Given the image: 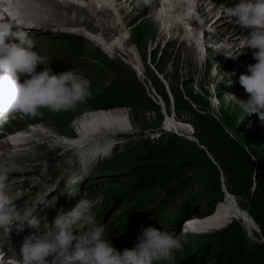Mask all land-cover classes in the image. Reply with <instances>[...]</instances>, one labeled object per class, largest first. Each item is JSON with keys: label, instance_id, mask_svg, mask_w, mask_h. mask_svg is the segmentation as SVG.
<instances>
[{"label": "rangeland", "instance_id": "obj_1", "mask_svg": "<svg viewBox=\"0 0 264 264\" xmlns=\"http://www.w3.org/2000/svg\"><path fill=\"white\" fill-rule=\"evenodd\" d=\"M69 2L79 3L92 16L94 26L104 19L98 11L108 8L106 23L110 21L115 28L104 39L102 31L83 24L64 25L55 17L54 21H60L69 30L67 33L78 35L83 40L82 44L72 46L69 61H64L68 70L89 79L87 63L95 64L91 76L95 80L91 83L92 96L67 112L53 113L42 108L36 117L9 115L0 123L7 125L6 131L0 127V138L24 128H41L50 133L62 130V135L76 138V128L72 123L83 112L99 108L104 103L123 105L129 110L127 117L135 124L134 127L139 128L122 135L125 144L97 153L94 162L84 166L78 158L83 155L80 154L72 158L68 168L54 171L42 185L51 189L49 200L68 197L64 180L71 172L80 173L84 178L75 190L85 186H99L104 192L109 190L113 205H117L108 215L121 217L125 225L120 228V233L139 236L143 228L152 226L180 237L183 250L174 254L173 261L163 264H239V256L257 257L255 246L264 242V235L256 220L247 213L245 195L239 190L238 193L231 192L237 203L228 188L232 186L237 191L249 184L251 192L256 184L255 190H264V120L258 114H244L239 106V100L246 101L248 94L242 92L240 84L238 88H234V84L239 83L241 74H248V69L242 68L244 57L240 62L227 63L229 56L226 54L231 52L228 51L230 34L209 33L206 36L208 48L202 51L195 49L194 43H187L180 26L173 28L175 34L172 39V33L162 34L165 14H162L161 0H154L152 7L138 6L137 0H108L103 5L95 0H21L25 10L43 9L46 13L51 12L52 17V9ZM222 3L220 0V9L217 7L218 10L214 11L212 21L203 24H212L222 17ZM70 15L75 18L73 9ZM145 19H150V23ZM221 20L220 25L224 24V19ZM229 25L237 29L227 20L226 26ZM124 34H127L125 38H131L127 46L143 51L150 74H146L142 66H135L124 53L118 52L120 61L131 67L123 65L118 68L113 61V51L116 52L113 45L116 43L107 39L117 40ZM93 39H98L103 49L111 50L108 62L99 54L101 50L96 48ZM241 41L238 38L236 42ZM223 44L222 56L215 51L218 48L211 49V45L221 49ZM235 47L241 48V43ZM125 48L120 47L122 52ZM186 51L190 53L188 59L185 58ZM223 61L222 66L230 64L235 76L230 77L229 73L223 72L217 74L218 65ZM210 66L214 67L215 73L211 72ZM112 78L115 79L113 88L108 87ZM172 123L185 124L191 135L183 131L181 134L169 132ZM173 128L178 130L176 125ZM244 151L254 163L250 172L242 158L237 163L233 160L232 154ZM50 156L53 155L47 154L41 160L46 162ZM37 167L39 169L23 175L26 182L41 178V164ZM226 198L238 205L251 222L253 218L258 230L254 228L250 232L243 219L228 207Z\"/></svg>", "mask_w": 264, "mask_h": 264}, {"label": "clouds", "instance_id": "obj_2", "mask_svg": "<svg viewBox=\"0 0 264 264\" xmlns=\"http://www.w3.org/2000/svg\"><path fill=\"white\" fill-rule=\"evenodd\" d=\"M8 3L0 0V9ZM137 5L152 7L154 0H137ZM223 14L229 23L248 30L241 48L251 49L256 61L247 65L248 74L239 77L248 94L239 106L244 114H258L264 120V0L223 5ZM30 27L24 18L0 11V122L12 114L36 117L42 108L53 113L71 111L92 96L88 78L71 69L55 73L47 66L45 57L34 50L26 30ZM40 64L46 66L37 71ZM83 178L80 173L68 174L64 181L69 196L75 197V186ZM24 195L13 191L0 175V227L32 229L22 242L17 264H163L183 250L180 237L152 226L143 228L134 247L117 250L105 237V228L96 223L92 209L98 201L81 198L49 222L33 215L34 209L18 208L16 202Z\"/></svg>", "mask_w": 264, "mask_h": 264}, {"label": "bare ground", "instance_id": "obj_3", "mask_svg": "<svg viewBox=\"0 0 264 264\" xmlns=\"http://www.w3.org/2000/svg\"><path fill=\"white\" fill-rule=\"evenodd\" d=\"M95 1L97 2V4H102L104 3V1H108V0H95ZM228 1L229 0H223L222 4H225L226 6ZM219 2L220 0H195V3L192 6L188 7L181 5L178 6L177 0H162L161 1L162 4L160 7L163 10L162 14L163 13L165 14L163 18L165 30L162 32V34L168 32L170 34L172 33L173 34L172 39H173L175 34L174 32L175 29L173 28H175V26H180L182 28V35L183 37L186 38L187 43L188 41L194 43L195 49H197V44L198 46L203 45L200 51L207 49L208 46L206 44V40H207L206 38L200 43L195 44L194 35L191 32L192 24H195V22L197 21H201L202 23H205L207 21L208 22L212 21L211 17L212 15H214V11L216 12L218 10L217 7L219 8ZM8 4L13 6V10L15 12L22 11V9H25V6L22 5L21 0H15V2H13V0H9ZM76 4H74V2L73 3L69 2L68 4L65 5H58L56 9H52L54 10L52 11L54 19L50 15L51 12L46 13L45 11L46 16L48 14L52 19V22H50L49 26L54 27V29L61 28L60 21L58 20L54 21L56 20L55 17H57L62 22H64V25L83 24L85 26L87 25L91 27L93 30L97 29L99 31H102L103 34L105 35L104 39H106L109 31L112 32V30H115L114 25H111L109 23L110 21L106 23V19L109 14L108 8L104 10L101 9L98 11L101 15L104 16V19L103 20L100 19L98 25L94 26V24L91 21L92 16L88 14L83 8H81L79 3L77 5ZM72 9L73 12L76 13L75 18H73L70 15ZM195 11L200 13V17L197 20H194L191 14L192 12ZM84 15H86V17L83 18L82 20L81 18ZM218 18L219 19H217L214 23L209 24V29L205 31V35H207L209 31H210L209 33H215L217 35H220L222 32L223 33L228 32L230 34V43L228 46V51H231L233 56L228 58L227 63L230 61L231 63L240 62L244 57L245 60L243 61L242 68L247 69L248 64H252L255 62L252 56V50L249 48L237 49L235 45L241 43V42L237 43L236 42L237 39L241 38L243 40V37L248 34V30L242 29L239 25H236V28L238 30L234 28L232 29L233 25L232 26L229 25V27H227L226 26L227 18L224 16V14L222 15L221 18L220 17ZM221 19H224L223 21L224 24L222 25H220L222 21ZM144 21L146 23H150V19H145ZM229 29L230 31H228ZM124 35L125 36L123 35L120 36V38L117 40L112 37L111 38L109 37L107 39L108 42L113 40L116 43L115 45H113L114 49L116 50V52L113 51V54L115 55V59L113 61H116L115 64L117 65L118 68L123 66L124 62L120 61L118 52H121L122 54L124 53V55L129 56L128 58L131 59V61L135 64V66L137 67L142 66L145 69L146 74H150L149 73L150 71L147 68V64L143 59V51H141L137 47H133L132 45L127 46V43L130 42L129 40L131 38L130 37L125 38L127 34ZM101 41L102 38L100 39V42ZM88 42L89 44H93L92 41H88ZM93 42H95L96 48L101 50V53L99 54L103 56V60L108 62L107 57L108 54L111 53V50L108 48L103 49L102 47H100L101 44L98 41V39H93ZM224 44L221 46V49H219V47L216 46L211 49L215 50L216 48H218L215 51H217L219 55L222 56L225 49L223 48ZM120 47L122 48L126 47L125 51L122 52ZM211 47L213 46L211 45ZM186 50H188V48H186ZM189 56L190 53L186 51L185 58L188 59ZM113 61L111 62L113 63ZM227 63L224 66H222L224 63H220L221 65L220 64L218 65L217 74H219V72L221 73L223 72V73H229L228 76L230 77L235 76L234 72H232L231 65ZM94 65L90 64V62L88 61L86 66L90 75L89 78L90 85H92L91 83L95 81L94 79L91 78V76L94 74L95 71ZM124 66L129 67L130 65L125 63ZM157 76H159V73H157ZM114 82L115 79L112 78V82H110V86L108 87L113 88ZM239 84L240 83L234 84L235 85L234 88H238ZM106 88L107 87H105V89ZM169 89L171 90V87H169ZM242 92H245L244 88L242 89ZM116 104L117 103H104L101 107L92 110H87L83 112L80 116L76 117L72 123V126L76 128V135H77L75 136L76 138H71L65 134L62 135L61 134L62 130H58L57 132L50 133V132H46L41 128H31L28 130L24 128L19 132H15V134L6 133L7 136L4 135L0 138V165L2 166H9L13 164L21 165L22 166L21 170H12L10 173L11 174L10 178L16 180L17 188L22 189L26 186H29L30 188L36 187L37 189L41 188L43 191V197L45 199V197L47 196L46 193H48L49 190L51 189L44 188L43 183H45L48 180V178H50V175H52L54 171H56L57 169L63 171L64 169L68 168L72 164V158L80 154L83 155L79 156L78 158H81L82 161L81 163L84 166L86 163L88 164L94 162L97 159L96 157L97 153L101 151H105L106 148L111 149L113 146L116 147V145L125 144L126 141L122 140V135L124 136L125 134L131 133L137 128H139V127L137 128L134 127L135 124L131 121L130 117H127V115L129 116L128 108L124 107L123 105H116ZM174 125H176V128L178 129L177 131H179L180 133H182L181 131H183V133L188 132L187 134L191 135V133L189 132L190 128L186 130L187 126L185 124H183L184 125L183 126L182 124L179 123H172V126ZM6 126H7L6 123L0 125V127H2L4 131L7 130L5 129ZM25 131H27L26 132L27 134L24 133ZM168 131L171 132L170 130ZM63 132L65 131L63 130ZM187 134L185 133V135ZM193 141L197 143V140L193 139ZM50 153L53 156L52 157L50 156L51 158H49L46 162L41 160L43 159V157H45L47 154ZM58 153H61L59 157L61 158L60 159L61 161H58L59 158H56ZM38 164H41V168H40L42 172L41 178L40 179L35 178L29 182H26V179L23 177V175L27 174V172H31L36 169H39L37 167ZM225 202L234 214L238 215L241 219H243L246 227L250 230V232H252V229L254 228L258 230L255 224V220L253 219L251 222L250 219L243 214L244 212H242V209L240 208L241 209L240 210L238 205L234 204L231 199L226 198Z\"/></svg>", "mask_w": 264, "mask_h": 264}, {"label": "trees", "instance_id": "obj_4", "mask_svg": "<svg viewBox=\"0 0 264 264\" xmlns=\"http://www.w3.org/2000/svg\"><path fill=\"white\" fill-rule=\"evenodd\" d=\"M233 160L237 163L238 159L240 160L241 158L245 162V167L249 171L252 165L254 164L250 155L246 153L245 151L242 153H234L232 154ZM258 166V164H257ZM250 172V171H249ZM258 185L255 184L254 189L250 192L249 191V184L237 189V191L232 187L229 186L228 190L231 192H236L238 193V190L242 192V194L245 195L247 199V213L252 216L258 225L260 226L261 233L264 235V190L259 191L257 188ZM240 193V192H239ZM232 194V193H231ZM233 198L236 200L235 196L232 194ZM237 202V200H236ZM238 203V202H237ZM256 248V256L257 257H252L254 261L250 258V256H239V264H264V242L259 243L258 245L255 246Z\"/></svg>", "mask_w": 264, "mask_h": 264}, {"label": "water", "instance_id": "obj_5", "mask_svg": "<svg viewBox=\"0 0 264 264\" xmlns=\"http://www.w3.org/2000/svg\"><path fill=\"white\" fill-rule=\"evenodd\" d=\"M252 220H253V218H251ZM255 224H256V222H255ZM257 226V225H256ZM258 228V227H257Z\"/></svg>", "mask_w": 264, "mask_h": 264}]
</instances>
